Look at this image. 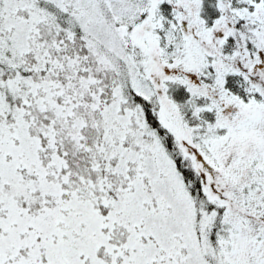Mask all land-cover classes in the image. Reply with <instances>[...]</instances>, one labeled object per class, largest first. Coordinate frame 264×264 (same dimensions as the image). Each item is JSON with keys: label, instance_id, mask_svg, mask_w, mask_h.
Masks as SVG:
<instances>
[{"label": "snow or ice", "instance_id": "snow-or-ice-1", "mask_svg": "<svg viewBox=\"0 0 264 264\" xmlns=\"http://www.w3.org/2000/svg\"><path fill=\"white\" fill-rule=\"evenodd\" d=\"M0 264H264V0H0Z\"/></svg>", "mask_w": 264, "mask_h": 264}]
</instances>
